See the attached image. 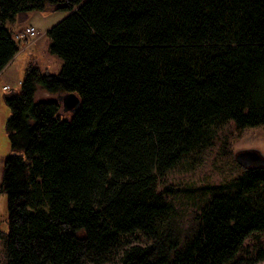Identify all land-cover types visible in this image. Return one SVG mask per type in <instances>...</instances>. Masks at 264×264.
Instances as JSON below:
<instances>
[{
    "label": "trees",
    "instance_id": "16d2710c",
    "mask_svg": "<svg viewBox=\"0 0 264 264\" xmlns=\"http://www.w3.org/2000/svg\"><path fill=\"white\" fill-rule=\"evenodd\" d=\"M55 11L60 71L31 63L6 97L3 264H242L264 231V167L215 191L183 243L159 184L215 128L264 126V0H0V73L23 22Z\"/></svg>",
    "mask_w": 264,
    "mask_h": 264
},
{
    "label": "rangeland",
    "instance_id": "374dc122",
    "mask_svg": "<svg viewBox=\"0 0 264 264\" xmlns=\"http://www.w3.org/2000/svg\"><path fill=\"white\" fill-rule=\"evenodd\" d=\"M62 13L64 12L55 11L58 16ZM61 19L63 18L56 19L55 24ZM37 29L40 35L36 36V40L40 42L41 49L34 63L44 72L56 71L62 60L50 55L45 44L47 32L38 27ZM48 94L56 96L40 89L37 98H49ZM10 112L8 103L0 105V183L5 160L11 153L6 129ZM244 149H258L264 154V126L238 129L233 121L227 122L215 128L207 147L186 156L160 180V191L174 207L168 228L181 243L196 232L202 209L210 196L215 191L230 190L234 181L243 173V166L237 162L236 154ZM8 227V197L3 193L0 194V264L6 262L5 233L8 232ZM245 246V250L239 255L242 264H264V258H256L260 249L264 251V231L249 238Z\"/></svg>",
    "mask_w": 264,
    "mask_h": 264
},
{
    "label": "crops",
    "instance_id": "0c3cea01",
    "mask_svg": "<svg viewBox=\"0 0 264 264\" xmlns=\"http://www.w3.org/2000/svg\"><path fill=\"white\" fill-rule=\"evenodd\" d=\"M67 13H62L61 15H56L55 12L43 14L40 12H35L26 21L25 25L34 24L39 29L48 32V30L55 24V20L59 18H64ZM56 20V21H57ZM22 25L14 24L12 27H21ZM46 46L47 51H49L50 39L46 36ZM40 42H37L36 38L28 41L21 42L20 49L15 57L10 61V63L4 68L0 73V105L7 103V95L13 92H19L21 88L22 81L25 77L26 70L31 63L36 62L37 55L40 52L41 46ZM51 55V54H50ZM61 67V62H60ZM59 67V68H60ZM56 71H51L50 73H58L60 69ZM49 72V71H45ZM9 86L8 89H4L5 86ZM48 96H50L48 94ZM53 97V96H50ZM11 113V112H10Z\"/></svg>",
    "mask_w": 264,
    "mask_h": 264
},
{
    "label": "water",
    "instance_id": "95a60500",
    "mask_svg": "<svg viewBox=\"0 0 264 264\" xmlns=\"http://www.w3.org/2000/svg\"><path fill=\"white\" fill-rule=\"evenodd\" d=\"M64 112H77L81 106L80 97L74 93H59ZM236 160L243 167H264V154L258 149H244L236 154Z\"/></svg>",
    "mask_w": 264,
    "mask_h": 264
},
{
    "label": "built area",
    "instance_id": "2783aa9c",
    "mask_svg": "<svg viewBox=\"0 0 264 264\" xmlns=\"http://www.w3.org/2000/svg\"><path fill=\"white\" fill-rule=\"evenodd\" d=\"M40 35L39 30L37 29L36 26L34 25H27V27L25 29H23L22 31H19L15 34V39L18 41H26L28 38H36L37 35ZM5 89H8L9 86H5Z\"/></svg>",
    "mask_w": 264,
    "mask_h": 264
}]
</instances>
